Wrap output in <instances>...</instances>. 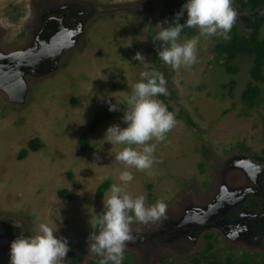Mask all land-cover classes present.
<instances>
[{
  "label": "rangeland",
  "instance_id": "1",
  "mask_svg": "<svg viewBox=\"0 0 264 264\" xmlns=\"http://www.w3.org/2000/svg\"><path fill=\"white\" fill-rule=\"evenodd\" d=\"M232 6L243 35L264 16V4L251 13L241 11L237 0ZM67 13L62 39L44 43L37 31L51 19L64 22ZM74 17L81 18L76 25ZM165 20L171 24L173 18L164 0H0V264H10V244L21 233L31 236L39 223L50 221L73 253L65 264L101 258L88 252V237L97 231L89 224L88 208L102 212L110 187L96 199L98 187L106 181L121 184L124 170L134 177L126 189L130 194L143 195L146 206L163 201L167 210L155 222L130 226L133 238L122 264L126 258L129 264L204 262L208 235L216 238L212 251L222 260L232 254L262 264L264 228H251L248 214L238 210L251 197L264 203V163L253 158L264 157V84H256L259 103H244L251 58H237V72L228 74L223 59L212 53L225 40L200 36L197 29L180 37L181 42L199 38L194 65L174 71L158 61L150 36ZM137 52L163 73L167 106L176 120L165 140L149 142L156 144L155 162L143 171L126 169L115 159L123 145L104 140L109 126L127 127L122 118L128 95L146 70L133 59ZM117 103L113 118L88 133L93 116ZM183 114L195 128L185 124ZM84 133L88 147L80 152ZM34 138L43 147L18 160ZM59 191L72 197L59 198ZM260 220L264 223V214Z\"/></svg>",
  "mask_w": 264,
  "mask_h": 264
},
{
  "label": "clouds",
  "instance_id": "2",
  "mask_svg": "<svg viewBox=\"0 0 264 264\" xmlns=\"http://www.w3.org/2000/svg\"><path fill=\"white\" fill-rule=\"evenodd\" d=\"M232 5L233 0H187L171 24L165 20L156 25L158 31L152 40L161 43L159 59L174 71L182 66L190 68L197 62L199 38H185L181 42L185 28L197 29L200 36L220 35L229 41V33L238 16ZM185 11L187 19L181 24L179 21ZM129 41L127 47L131 46V37ZM133 59L143 64L146 70L140 74V81L132 86V93L128 95V106L122 118L127 127L109 126L104 140L123 145L115 159L125 164L126 169L143 171L150 169L155 162L156 144L149 142L165 140L176 120L174 113L168 111L162 101L155 99L168 94L163 73L152 69L140 52ZM118 104H109V111H118ZM133 179L130 171H122L119 175L121 184H112L107 197L103 198L102 212L97 214L94 208H88L89 224L97 229L88 237V252L101 257L100 264H122L126 244L133 238L130 226L134 222H155L166 214L167 205L163 201L157 200L146 206L143 195L133 196L126 190ZM15 226L22 228L17 222ZM57 231L58 224L50 221L39 223L35 234L29 237L21 233L10 244V264H65L70 248L66 238L56 235Z\"/></svg>",
  "mask_w": 264,
  "mask_h": 264
},
{
  "label": "trees",
  "instance_id": "3",
  "mask_svg": "<svg viewBox=\"0 0 264 264\" xmlns=\"http://www.w3.org/2000/svg\"><path fill=\"white\" fill-rule=\"evenodd\" d=\"M187 0H164V9L169 10V14L172 15L174 19L175 14L180 11L182 5L186 3ZM237 4L241 11L246 13H251L256 9H259L263 4L264 0H237ZM187 19V13L185 11L182 19L179 23L183 24ZM264 24V16L256 17L251 24V32L247 35H243L240 29L234 25L229 35L231 39L229 41H223L221 43L216 44L212 53L217 58L223 59V67L228 74H233L237 72V67L233 65V62L237 60L239 57H250L252 60V66L249 69V77L252 82L247 83L245 89L241 93V100L244 103H247L250 107H254L257 103H259V97L261 91L259 87L256 85L257 83L264 84V34L261 35V29ZM194 28H185L183 32L192 33ZM156 35V32H152L151 39ZM154 46L152 48L153 56L158 60L159 59V51L161 50L160 42H153ZM254 83V84H253ZM229 91L231 92L234 86V82L230 81L228 83ZM160 100H162L166 106V96H159ZM168 111L171 112V109L167 106ZM115 113L113 111H99L97 112L89 125L88 133H93L94 129L103 124L105 121L113 118ZM180 114L179 116H181ZM178 116V117H179ZM185 124L189 128H195V123L191 120V118L187 115L182 116ZM88 133L82 134L78 139V149L80 152H84L88 147ZM43 147V144L39 141V139L34 138L28 141L27 147L22 149L18 156V160H22L26 157L29 152H37ZM264 153V151H262ZM253 158L257 161L263 162L264 158L260 157L256 154L253 155ZM110 181L103 182L97 189L95 193V198L99 199L110 187ZM148 189H151V186H148ZM59 198H71V194L66 191L58 192ZM131 215V213H129ZM25 237H29V234H24ZM208 245L204 249V255L202 253V258L204 262H202L199 258H195L191 261V264H255L254 261L250 257H242L240 259L235 258L232 254L227 256L225 260L220 258V255L217 251L213 252V246L217 243L216 238L211 235L207 236ZM70 257H73V253H68ZM102 258H97L90 261L88 264H100V260ZM262 264H264V257L261 258ZM124 264H129L128 258L125 259Z\"/></svg>",
  "mask_w": 264,
  "mask_h": 264
},
{
  "label": "flooded vegetation",
  "instance_id": "4",
  "mask_svg": "<svg viewBox=\"0 0 264 264\" xmlns=\"http://www.w3.org/2000/svg\"><path fill=\"white\" fill-rule=\"evenodd\" d=\"M69 14L70 13H67L66 18L63 19L64 22L62 23H68L67 20L69 19L68 18ZM62 23L54 19H51L48 21V24L44 28H41V31H37L38 34L40 33V36H42V38H45V40H43L44 43H46L47 41L51 42L54 40L55 42L59 41L58 36L60 35L61 31H64L62 30V25H61ZM50 47H52V43L50 44ZM261 163H264V161ZM260 182L262 183V185H264V173L261 175ZM256 198L257 200H255L252 197L248 198L247 200L245 199L244 202L241 203V205H239L238 211L246 212L248 214L247 217L249 220L247 222H249V226L251 228L254 227L259 231L264 228V223L262 220H260V215L264 214V203L262 201L261 202L259 201L261 200L259 196H256ZM2 243L3 244L5 243L7 245V241L4 239H2Z\"/></svg>",
  "mask_w": 264,
  "mask_h": 264
},
{
  "label": "water",
  "instance_id": "5",
  "mask_svg": "<svg viewBox=\"0 0 264 264\" xmlns=\"http://www.w3.org/2000/svg\"><path fill=\"white\" fill-rule=\"evenodd\" d=\"M80 14H81V16H83V12H82V13L80 12ZM80 19H81V18H80ZM80 19H77V18L74 17V24L76 25V24H77V21L80 20ZM63 24H64V23L61 24V25H62V30H64V29H63ZM65 32H66V31H61V32H60V35L58 36L59 41H60V40L62 39V37L64 36V33H65ZM40 38H42V36H40ZM41 40L43 41V40H45V38H42ZM59 41H57L56 44H57ZM46 43H48V41H47ZM59 50H60V48H59L57 51H59Z\"/></svg>",
  "mask_w": 264,
  "mask_h": 264
}]
</instances>
